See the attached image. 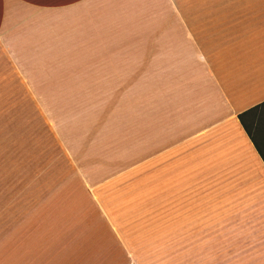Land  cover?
Here are the masks:
<instances>
[{
  "label": "crops",
  "instance_id": "0c3cea01",
  "mask_svg": "<svg viewBox=\"0 0 264 264\" xmlns=\"http://www.w3.org/2000/svg\"><path fill=\"white\" fill-rule=\"evenodd\" d=\"M263 101L264 0H0V152L58 169L0 197V264H79L77 244H125L98 189L152 165L221 186L230 215L259 222L264 162L238 115ZM186 251L188 264H264V244Z\"/></svg>",
  "mask_w": 264,
  "mask_h": 264
},
{
  "label": "rangeland",
  "instance_id": "374dc122",
  "mask_svg": "<svg viewBox=\"0 0 264 264\" xmlns=\"http://www.w3.org/2000/svg\"><path fill=\"white\" fill-rule=\"evenodd\" d=\"M56 165L44 162L42 154L0 152V197L38 191L29 182L57 179ZM44 188L56 192L60 185ZM98 190L125 244H77L73 257L79 264L105 256L112 264H188V244H264V218L230 215L221 186L197 184L178 165L158 172L153 165L141 172L136 168ZM92 219L102 229L99 217Z\"/></svg>",
  "mask_w": 264,
  "mask_h": 264
},
{
  "label": "trees",
  "instance_id": "16d2710c",
  "mask_svg": "<svg viewBox=\"0 0 264 264\" xmlns=\"http://www.w3.org/2000/svg\"><path fill=\"white\" fill-rule=\"evenodd\" d=\"M238 119L264 162V101L240 113Z\"/></svg>",
  "mask_w": 264,
  "mask_h": 264
}]
</instances>
